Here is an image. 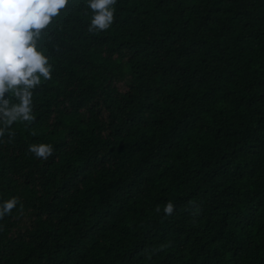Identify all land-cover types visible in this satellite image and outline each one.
Wrapping results in <instances>:
<instances>
[{"label": "trees", "instance_id": "16d2710c", "mask_svg": "<svg viewBox=\"0 0 264 264\" xmlns=\"http://www.w3.org/2000/svg\"><path fill=\"white\" fill-rule=\"evenodd\" d=\"M113 8L90 33L69 0L38 41L51 79L0 137V264H264V0Z\"/></svg>", "mask_w": 264, "mask_h": 264}, {"label": "clouds", "instance_id": "9594fccd", "mask_svg": "<svg viewBox=\"0 0 264 264\" xmlns=\"http://www.w3.org/2000/svg\"><path fill=\"white\" fill-rule=\"evenodd\" d=\"M117 0H89L94 15L88 26L90 33L109 29L114 21L113 6ZM69 0H0V137L14 122H32L33 90L41 77L51 79L48 58L38 49V41L45 29ZM13 93L19 103H12L5 95ZM12 134H10L11 140ZM28 151L36 158L47 160L54 153L51 144H32ZM20 203L17 197L0 203V220ZM22 208V205H21ZM174 204L169 201L163 211L171 215ZM160 212L159 205L155 209Z\"/></svg>", "mask_w": 264, "mask_h": 264}]
</instances>
